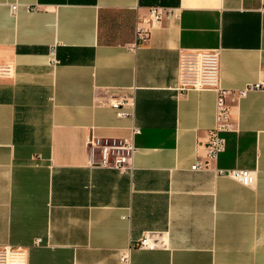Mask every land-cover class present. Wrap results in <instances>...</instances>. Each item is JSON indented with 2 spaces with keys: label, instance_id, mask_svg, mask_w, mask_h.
Returning a JSON list of instances; mask_svg holds the SVG:
<instances>
[{
  "label": "crops",
  "instance_id": "crops-1",
  "mask_svg": "<svg viewBox=\"0 0 264 264\" xmlns=\"http://www.w3.org/2000/svg\"><path fill=\"white\" fill-rule=\"evenodd\" d=\"M152 7L170 14L139 43ZM191 50H220L225 90L264 85V0H0V247L28 264H264V93L229 97L226 151L193 171L219 94L177 90ZM123 97L133 116L109 105ZM133 128L132 173L93 166L90 138Z\"/></svg>",
  "mask_w": 264,
  "mask_h": 264
},
{
  "label": "built area",
  "instance_id": "built-area-1",
  "mask_svg": "<svg viewBox=\"0 0 264 264\" xmlns=\"http://www.w3.org/2000/svg\"><path fill=\"white\" fill-rule=\"evenodd\" d=\"M17 6L12 7L15 14ZM170 14V10L163 7H152L150 17L141 21L136 28L137 41L144 43L148 40L151 29L160 24L165 17ZM54 54V53H53ZM220 50H191L183 51L180 57L179 82L177 90L179 92H188L192 90L206 91L214 90L219 94L217 104V123L211 131L207 144V155L199 159L193 166V171L209 170L211 161L218 160L221 154L226 151V140L222 134L234 131V125L231 122V105L229 97L237 99L243 98L248 92L261 91L264 93V85L257 83L248 86L240 91H229L221 87L220 84ZM11 75L9 66H0V78H6ZM109 105L116 110L121 118L133 116L126 111L127 108H133L134 103L129 97L112 99ZM140 133V130L133 128V139L125 140L119 138H99L93 136L88 141V148L91 154L93 166L99 168L113 169L121 173H132L134 170L133 159L137 151L134 144V137ZM219 176H228L233 178L243 186H251L254 183L252 172L248 170H217ZM39 240L36 245H40ZM136 247L154 250L157 244L149 235L136 244ZM122 262L129 264L130 250L121 254ZM29 250L25 248L2 246L0 247V264H28Z\"/></svg>",
  "mask_w": 264,
  "mask_h": 264
}]
</instances>
